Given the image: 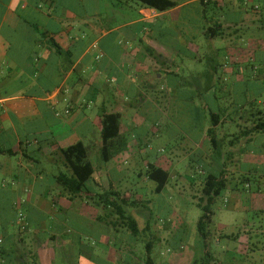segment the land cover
Returning <instances> with one entry per match:
<instances>
[{"label": "crops", "instance_id": "obj_1", "mask_svg": "<svg viewBox=\"0 0 264 264\" xmlns=\"http://www.w3.org/2000/svg\"><path fill=\"white\" fill-rule=\"evenodd\" d=\"M199 1L183 0L158 11L136 0H0V250H4L0 264H53L47 236L55 241L57 235L46 227V218L55 222L61 218L63 235L70 230L65 226L68 213L77 211L99 226L109 221L105 243L87 236L92 243L78 245V261L118 264V251L124 254L129 249L113 246V232L124 234L126 240L132 232L116 227L111 212L96 214L100 210L90 201L108 191H102L105 184L118 190L110 173L123 171L121 162L136 152L131 139L143 120L139 109L151 99L165 103L171 97L176 104V96L162 93L161 82L179 76L181 65L191 76L214 73L212 56L205 71H193L191 62H185L186 58L202 62L198 51L206 44L212 53L225 54L219 73L229 77L223 81L235 76L223 86L229 97L234 98L235 86L245 81L264 86V0H211L204 6L205 19ZM215 22L221 34L212 38L205 32ZM168 31L170 40L165 39ZM194 81L185 77L183 82L195 86ZM144 88L153 94L145 96ZM110 112L122 115L120 149L113 147L115 156L104 171L93 164L95 173L84 191L71 197L56 180L60 172L69 171L62 149L81 141L89 155L94 145L102 152V118ZM233 122L228 114L219 120L216 130L218 134L220 127L224 129V141L232 135L225 129ZM209 128L204 143L195 147L203 145L211 154ZM259 135L247 139V144ZM236 143L241 142L230 140V147L222 143L221 165L233 152L238 156L243 152L236 150ZM240 163L239 157L233 159L226 172H238ZM120 192L130 201L131 193ZM21 214L28 225L32 219L36 223L24 227ZM234 215L230 221L221 220L219 227L228 233L240 228V216ZM78 236L77 243L84 241ZM71 240L62 239L59 246Z\"/></svg>", "mask_w": 264, "mask_h": 264}, {"label": "rangeland", "instance_id": "obj_2", "mask_svg": "<svg viewBox=\"0 0 264 264\" xmlns=\"http://www.w3.org/2000/svg\"><path fill=\"white\" fill-rule=\"evenodd\" d=\"M169 33L170 31L165 34L167 40H170ZM198 53L202 57L204 56L202 62L190 58L185 59V62H191V69L197 72L206 70L207 64L211 62V56L220 62H223L225 58L223 51L212 53L207 44ZM180 68L179 76H168L165 81L161 82L165 88H163L162 93L176 96V104L174 105L173 101H169L171 97L165 103L162 101L158 103L151 99L139 109V115L143 117V120L139 125L140 127H136L134 137L131 139L134 142L136 152L130 156L128 161L121 162L123 171L110 173L109 179L115 182V189L123 193L126 191L131 193L130 201L126 200V203H122L119 200V202L126 210V214H133L136 217L140 228L137 234L130 235L127 240L124 234H119V231L116 234L113 232V236L116 238L113 246L118 249L121 247L129 249L124 254L118 251V264H141L149 256L158 262L157 264L165 262H168L165 264H196L195 260L202 256L198 232V221L203 214V209L199 204V197L202 196V183L209 173H219L224 166L232 165L233 159L237 160L238 157L241 161L239 171L234 172V174L231 173L232 171H228L227 175L229 178L239 177L237 179L239 181L230 179L228 186L222 191L214 205L213 220L215 227L213 229H215L216 237L212 240L211 248L214 251L226 250L227 240L219 237L227 231L219 227V222L224 218L225 221H228L232 215V217L235 216L234 214L240 216L238 219L240 228H236L235 231L238 232L241 229L243 236L238 241L230 240L229 248L237 247L244 251L247 247L245 234L256 235L264 232V191L261 192L262 194L253 191L258 185L264 189V133H261L254 142L247 144V138L241 134L245 125V119L242 118L244 109H241L240 113L237 114L233 104L234 101H237V104H242L244 101L256 100L258 105L264 107L263 84L245 81L244 84L235 86L236 91H232L235 97L231 98L223 86L230 83L228 81L233 80L234 75L229 80L216 82L212 88L206 90V85L203 82L200 83V86L198 84L190 86L183 82L186 77L187 79L193 78L196 83V79L202 78V76L197 74L191 76L182 65ZM222 77L228 78L229 76L223 75ZM172 79L175 80L174 84H172ZM228 87L232 88V86ZM143 93L145 96L153 94L148 88H144ZM225 111L235 119V122L229 124L228 128L225 129L226 132L230 129L232 135L224 141L222 131L224 129L220 127L218 138L221 139V143L224 142L223 147L227 143L230 147V140L236 142L239 140L241 143H236L234 147L236 150L242 149L243 152L239 156L233 152L228 160L227 158L223 160V163H226L221 165V162L218 161L219 151L212 148L210 154L203 145H201V149L197 150L195 144L197 142L204 143L202 142L206 136L204 129L213 124L212 113H217L222 117ZM254 158L258 162L255 164L249 162V159ZM90 159L96 168H100L102 171L106 169L107 163L102 158V152L95 145L90 149ZM147 163L163 165L171 171L170 180L161 193L155 191L156 182L146 175L145 166ZM249 169L252 174L248 173ZM142 171L143 177L140 176ZM245 176L250 177V182H241ZM236 182L239 189L235 188ZM249 187L251 189H248ZM103 189L102 191L110 190L109 185L105 184ZM256 194H260V196H256ZM113 199L118 200L117 197H113ZM92 201H90V205L98 211L100 210L96 214H109L111 212L116 216V221L122 222L121 213L118 212L115 205L112 208L110 206V211V209H106L107 203L104 202V199L97 197ZM88 214H95V212ZM227 214H230V217ZM257 214L260 215L257 216ZM60 222L61 218L57 222L46 218V227L50 232L57 235L55 241L47 236V242H50L52 249L53 264H82L78 261L79 258H76L77 247L80 243H92V241H88L87 236H90L91 239L98 238L101 244L105 243L103 238L108 232L109 221H106L104 226H99L92 219L79 215L78 211L68 213L65 226L69 227L70 230H66L63 235L60 234L63 226ZM120 226L116 225V227ZM161 226L164 228L161 229ZM112 229L113 226L111 225ZM78 235L84 241L77 243L75 239L79 237ZM68 238H72L71 243L59 246L62 239ZM262 241H264L263 237ZM149 242H152L153 245L150 252L147 250V243ZM261 250H264V245ZM127 254L128 258H126ZM225 254L227 256L235 255L232 251ZM261 256V254L256 256V260H260ZM234 263L249 264L242 259H238Z\"/></svg>", "mask_w": 264, "mask_h": 264}, {"label": "trees", "instance_id": "obj_3", "mask_svg": "<svg viewBox=\"0 0 264 264\" xmlns=\"http://www.w3.org/2000/svg\"><path fill=\"white\" fill-rule=\"evenodd\" d=\"M136 1L140 2L142 5L146 7L154 8L158 11H166L178 6L183 0H136ZM210 1L211 0H208L207 1L208 3L205 0L199 1L203 6V9L201 11L202 19H205L207 17L206 9L204 6L209 5ZM198 12L200 13V11ZM220 27H221L220 24L215 22L213 26L207 28L205 34L211 36L212 38L216 37L221 34ZM212 62L214 64L213 65L214 73L212 75L199 74V76H202V78L196 79V84H198V86H200L201 85L200 83L202 82L205 83V85L209 82L215 85L216 82L220 83V81L222 82V80H224V78L222 77L223 75L219 73L220 67L224 65L223 62L218 61L217 58L214 57H212ZM208 87L206 85L205 89L206 90L210 89V85ZM233 104L234 107L236 108L235 111L237 112V114L240 113L241 109H244V114L242 115V118L245 119L244 121L245 125L241 130V134H243L247 139H252L254 136L260 133H264V107L258 105L256 100L244 101L242 104L239 105V107H237V101L236 102L234 101ZM247 107L249 108L247 109ZM228 110L229 108L227 109V111ZM227 111H225L224 115L228 114L231 116V114L227 113ZM212 114H213V124L207 130V134L211 139L210 141L212 142L214 148L217 151L221 152L222 143H221V139L218 138V134L216 130V127L219 124V120L221 117L217 113H212ZM121 117L122 115L120 112H110V113H106L102 118V132H101L102 141H103L102 158L105 162L110 161L115 156L113 152V147L116 146L117 148L120 149L118 138L120 136ZM62 155L64 158V163L69 171L60 172L56 176V180L62 186L64 191H66L71 197H75L78 194H80L82 191H84L87 182L93 177L95 173V167L89 158L90 155L87 146L81 141L76 142L68 146L67 148L62 149ZM221 157L222 155L220 153L219 160ZM225 167L226 166H224V168H222L221 171H219V173H214V172L209 173L205 181L202 183V187H201L202 196L199 197L200 200L199 204L203 209V214L201 215L198 221V232L201 240L202 256L199 259H196L195 263L196 264H235L234 261H237L238 259H242V261L246 260L247 262H249V264H264V250H261L262 246L264 245V241H262V237L264 238V232L256 235L248 234V233L247 235L245 234V236L247 237V241H246L247 247L244 251L238 249L237 247H232V249L229 248L230 240H234V241L241 240V237L243 236L241 229L238 232H236L235 230L229 233L226 232L219 237L227 240L226 250L214 251L211 248L212 240L216 237L215 229H213V227H215L213 220V216L215 215L214 205L216 204L217 198L220 197L222 191L228 186L230 179H234V180L236 179V181H239L237 180L239 177L235 178L233 176L230 179L227 178L226 177L227 172L225 170ZM248 173L252 174V171L249 169ZM146 175L149 179L156 182L155 191L161 193L170 180L171 172L168 169H165L164 167L157 165L156 163H149L148 166L146 167ZM241 182L242 183L250 182V177L249 176L243 177L241 179ZM237 186L238 184L236 182L235 188L239 189ZM248 189H251V187H249ZM253 191L262 192L264 191V189L258 185L257 188ZM110 196H115L118 198V200L117 201L110 200ZM98 197L102 200L104 199V202L107 203L106 206L110 205L112 207L115 205L118 212L121 213L120 216L122 222L120 223V221L117 220L116 225H121L120 227H126L134 235L140 231L136 217L133 214H126V210L123 209V207L121 206L119 200L122 201V203H126V200L124 197H121L120 191L111 188L110 190L99 194ZM259 215L260 214H257V216ZM29 221L30 224L28 225V227L30 225L32 226L35 223L33 219ZM152 248H153L152 242L147 243L148 252H150ZM231 251L234 252L235 254L234 256H229V255L227 256V254H225L226 252L229 253ZM0 252L4 253V250L1 249ZM260 254L262 255L261 259L256 260V256ZM154 262L155 261L151 258V256H149L145 260V262L141 264H154Z\"/></svg>", "mask_w": 264, "mask_h": 264}, {"label": "built area", "instance_id": "obj_4", "mask_svg": "<svg viewBox=\"0 0 264 264\" xmlns=\"http://www.w3.org/2000/svg\"><path fill=\"white\" fill-rule=\"evenodd\" d=\"M21 222L23 224L24 227H27L28 226V223L26 221V218H25V215L24 214H21Z\"/></svg>", "mask_w": 264, "mask_h": 264}]
</instances>
